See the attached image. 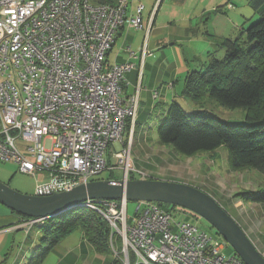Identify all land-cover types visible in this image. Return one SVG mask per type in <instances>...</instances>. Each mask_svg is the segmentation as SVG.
Returning <instances> with one entry per match:
<instances>
[{"label": "built area", "instance_id": "obj_1", "mask_svg": "<svg viewBox=\"0 0 264 264\" xmlns=\"http://www.w3.org/2000/svg\"><path fill=\"white\" fill-rule=\"evenodd\" d=\"M131 0H0V161L31 176L44 174L35 192H62L117 166L129 179L131 146L120 143L137 96H123L130 62L105 64L117 30L142 28ZM147 52V51H143ZM111 146L116 165L107 158ZM88 199L121 243L124 264H244L216 232L177 220L158 202ZM44 219L28 218L27 228ZM27 229V230H28ZM112 240V239H111Z\"/></svg>", "mask_w": 264, "mask_h": 264}, {"label": "crops", "instance_id": "obj_2", "mask_svg": "<svg viewBox=\"0 0 264 264\" xmlns=\"http://www.w3.org/2000/svg\"><path fill=\"white\" fill-rule=\"evenodd\" d=\"M89 1L100 3L115 0ZM138 3L143 5L142 28L135 29L126 24L120 27L106 54L105 64L130 62L133 65L126 73L123 96L136 95L138 99L136 139L145 143L153 141L156 151L168 152L173 147L158 143L156 127L172 103L189 104L187 100L190 99L183 94L187 74L202 70L211 56L222 57V41L235 38L248 23L264 16V12L261 13L264 0H131L127 13L133 14ZM144 50L147 52L143 53ZM154 130L155 137L152 133ZM141 150L144 151L143 148ZM140 152H135V159L130 154L135 178L191 183L216 201L219 198L222 201L223 198L215 190L219 198L208 190L212 188H207L200 180L198 182L197 177L208 181L214 176L213 172L209 173L210 170H201L203 163L189 160L181 164L179 158L178 161L171 156L169 159L165 156L163 161L160 155H155L153 160H149V157L145 160ZM191 169H199L200 174L190 175ZM258 204L264 207V203ZM234 206L232 204L235 210L232 217L264 255V242L257 238L258 228L251 227ZM26 221L27 218L0 204V264H24L27 251L37 247L35 244L41 236V229L35 225L28 229ZM49 255L53 258L52 264H110L114 258L111 253L96 252L77 230L52 247L40 264Z\"/></svg>", "mask_w": 264, "mask_h": 264}, {"label": "trees", "instance_id": "obj_3", "mask_svg": "<svg viewBox=\"0 0 264 264\" xmlns=\"http://www.w3.org/2000/svg\"><path fill=\"white\" fill-rule=\"evenodd\" d=\"M221 45L222 57L211 56L202 70L187 74L183 94L195 103L207 96L222 106L243 108L246 121L230 123L205 109L186 112L174 102L156 127L157 141L187 156L224 146L232 169L253 168L264 176V16L248 23L235 38L224 39ZM133 172H129V178H135ZM236 195L245 201L264 203V185ZM158 203L168 210L174 207ZM35 226L40 227L42 234L31 264H40L52 247L75 230L82 233L96 252L110 253V226L92 208L75 206ZM118 239L115 242L119 248ZM129 261L130 264L135 261L132 253ZM110 264L123 263L120 257H114Z\"/></svg>", "mask_w": 264, "mask_h": 264}, {"label": "rangeland", "instance_id": "obj_4", "mask_svg": "<svg viewBox=\"0 0 264 264\" xmlns=\"http://www.w3.org/2000/svg\"><path fill=\"white\" fill-rule=\"evenodd\" d=\"M188 105L181 106L184 108L186 112H194L198 109H205L212 114H215L216 116L222 118L223 120L230 122V123H243L246 121L245 119V110L243 108H228L225 106H222L218 104L214 99L210 97H205L201 102L195 103L191 100H187ZM189 106V107H188ZM136 133L137 132V126L134 127V123L130 122L128 126H126L125 133L123 135V138L120 143H113L112 144V150L116 151L120 149L122 146H131V157L135 159L136 157V151H141L140 156L142 159L146 160V157H149L153 160L155 155H160L162 160L165 161L164 157L166 156V159L171 156L172 159H177L180 163L183 164L186 161H194V162H200L203 163L202 171H208L210 170L213 175L212 178L208 181L201 180L199 177H197V180L205 185L206 187L209 186L212 189H208L211 194L215 195L216 198H219V195H221V199H217L218 203L232 216L235 214V210L232 207V204L235 205V209L239 211L242 215V217L248 221L251 227H256L258 229L257 238L259 240H262L264 242V207L258 203L249 202L241 199L236 195V193L251 189V188H260L264 185V176L261 172L258 170H255L253 168L248 167H241L238 169H232L229 166L228 163V151L227 148L224 146L218 147L211 151H199L196 152L193 155L187 156L183 155L181 153L176 152L174 149L169 150L168 152H160L156 151L153 146L156 144L153 141H147L141 142L136 139ZM155 137V130L152 132ZM155 139V138H154ZM139 142V145L137 146ZM137 146V149L136 146ZM140 146V147H139ZM144 149L141 150L142 148ZM111 150V146L108 148L107 151V158L110 161V164L116 165V160L113 157V152ZM164 151H166L165 148H163ZM143 151V153H142ZM175 155L178 157L175 158ZM179 158V159H178ZM209 162V163H208ZM199 170V169H198ZM190 170V175H199L200 170ZM201 171V172H202ZM136 174L135 172H133ZM122 177V171L117 167L114 166L113 168L105 169L101 173L95 176V178H110V179H120ZM195 177V176H193ZM47 178L45 176H40L38 173L35 176H31L25 173H21L17 170V165L11 161H0V181L8 184L11 188L25 193V194H33L36 190L37 184L45 181ZM193 180V179H192ZM195 181V180H194ZM207 183V184H206ZM188 184V183H186ZM191 184V183H189ZM192 185V184H191ZM207 187V188H209ZM215 190L216 192H214ZM227 198L228 200H225ZM134 208V201H128L127 205V213L130 215L133 212ZM170 211L173 212V216L177 220H189L197 223V226L201 229H205L208 231H213L214 229L208 224L207 221H205L202 217L194 214L193 212L186 210L182 207L174 205L173 209L169 208ZM42 232V230H41ZM42 234V233H41ZM117 236H112V241L110 240V253L114 255V257H120L122 263L123 261V254L121 251V243L119 240V248L117 247ZM39 243V240L36 241L35 246ZM113 243L115 244L113 247ZM34 248L33 250H35ZM33 250H28L26 257L24 258V264H31L32 257L37 254V252H34L32 255ZM223 252L226 255L232 254L234 251L232 247L227 243L226 247L224 248ZM32 256V257H31ZM52 256L49 255L44 263L42 264H52Z\"/></svg>", "mask_w": 264, "mask_h": 264}, {"label": "water", "instance_id": "obj_5", "mask_svg": "<svg viewBox=\"0 0 264 264\" xmlns=\"http://www.w3.org/2000/svg\"><path fill=\"white\" fill-rule=\"evenodd\" d=\"M162 202L202 217L233 249L244 264H264L238 222L208 193L192 185L158 178L93 179L62 192L25 194L0 181V204L29 218L47 219L88 199Z\"/></svg>", "mask_w": 264, "mask_h": 264}]
</instances>
